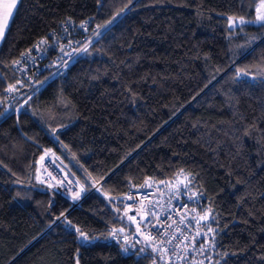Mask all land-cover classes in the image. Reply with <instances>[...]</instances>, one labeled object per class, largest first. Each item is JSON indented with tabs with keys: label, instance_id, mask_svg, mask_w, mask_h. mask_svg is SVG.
Returning <instances> with one entry per match:
<instances>
[{
	"label": "trees",
	"instance_id": "trees-1",
	"mask_svg": "<svg viewBox=\"0 0 264 264\" xmlns=\"http://www.w3.org/2000/svg\"><path fill=\"white\" fill-rule=\"evenodd\" d=\"M126 3L18 0L0 41V113L2 89L16 80L15 57L69 18L79 37V23L91 18L87 38ZM258 3L133 0L98 41L93 37L89 54L27 103L29 96L17 98L4 110L0 264H149L150 255L131 246L125 252L122 239L106 234L129 181L172 180L181 168L196 176L193 191L204 193L198 211L211 207L216 215L205 264H264V26L230 33L227 21L254 19ZM237 68L252 76L235 79ZM49 150L90 190L78 207L29 183ZM62 212L97 239L78 240Z\"/></svg>",
	"mask_w": 264,
	"mask_h": 264
},
{
	"label": "snow or ice",
	"instance_id": "snow-or-ice-1",
	"mask_svg": "<svg viewBox=\"0 0 264 264\" xmlns=\"http://www.w3.org/2000/svg\"><path fill=\"white\" fill-rule=\"evenodd\" d=\"M17 3L18 0H11L10 3L4 6L3 12L0 13V40H2L5 35V31L9 25V18L12 16L13 9L16 7ZM97 3H101V0H97ZM132 4L133 0H127L124 7L120 8L110 20L106 21L104 24H97L95 29L91 30V35L86 38V43H84L82 47H76L70 52H64L67 45H60L61 51L68 57L67 60H64L63 57H61L62 64L60 66L66 68L69 62L76 59L79 55L89 54V48L95 42L93 37H95L98 41V39L104 34L101 30L107 31L116 19H118L127 10H130V6ZM255 11L256 16L252 20L246 19L244 16H228L227 21L230 33L238 26H240L241 31H243L242 26L248 24H260L261 26H264V0H260V6L257 7ZM90 21L91 18L87 21H81L78 26L83 29V31L88 32ZM64 23H71V18ZM64 30L67 32V27H65ZM53 43H55V41H53ZM76 43L79 44V42ZM49 46L48 38L43 37L39 39L32 48H29L20 54L21 57L24 58L23 60H14L12 61V64H26L28 59L34 61L35 57L31 55L33 49L47 52ZM231 66L235 67V61H233ZM56 74L57 73H53V75ZM260 75H264V72H261ZM250 76H252V73L249 69H236L235 79H245ZM47 79H49V77H46L45 81H36V84L43 85ZM23 86L24 82L22 80H17L15 84H9L5 91L9 93H16L19 92L20 87ZM36 91H38V89L33 87V94H35ZM28 100H31V96L28 97L25 103H27ZM22 107L23 105L21 108ZM52 131L55 132L56 129H53ZM47 155L48 152H45V156ZM45 156H41V161L45 159ZM37 179H39V177H37ZM52 179H55V177H52ZM58 183L62 184L63 182L58 181ZM69 183L72 182L69 181ZM76 183H79V181H76ZM195 183L196 176L191 172H187L183 168L179 169L174 174L172 180L156 181L152 178L145 179L144 183L139 185V188L152 189L153 191L146 192L144 195H140L139 192L135 195L132 194L131 189L136 188L137 186L131 184V181H129L130 191L124 199L137 203L136 196L140 195V200L138 202L139 206L135 209L136 215H129V212L133 211L131 206L125 207L123 212H120L119 208H117L116 211L119 213V219L121 221L126 220L128 223L133 224L135 226V230L129 234L124 226L112 227L108 230L106 234L107 237L117 240L122 239L123 243L121 244V248L125 252L128 251V246L135 248V244L132 243V240L137 235L143 237V241L149 245L151 252L158 257L159 264H173V262L183 261H187V264H204V260H196L195 257H193L192 260H189V251L203 256L205 251L215 246L217 229L212 227V223H216L217 221L214 210L211 207L204 209L203 214H201L196 210V208L188 209L186 205L180 203V198L182 196L187 197L188 201L197 205L200 204L201 199L205 198L202 190L198 189L193 191ZM52 186L53 185L49 184V187ZM83 191L84 188L81 187L80 191L73 192L72 199L78 200L81 192ZM104 195L110 202L115 199L108 193H104ZM149 196H152L153 198L149 199ZM145 201H147V203H145ZM173 201L177 202L178 207L173 206ZM60 217H64L65 223L74 231L78 240L90 241L97 239V237L90 236L81 228L73 225L72 221L67 219L65 213L62 212ZM60 217H57V219H60ZM193 224L195 225V231L186 232L185 228L191 229ZM153 230H157L156 235L151 234ZM201 236L204 237V241L200 242V246L197 248L196 244ZM140 242V240H136V243ZM148 250V248L142 247L138 251L140 253H147ZM205 259L211 260V257L207 256ZM158 261L157 259H153V264H158ZM77 264H79L78 260ZM217 264H219V262H217Z\"/></svg>",
	"mask_w": 264,
	"mask_h": 264
},
{
	"label": "built area",
	"instance_id": "built-area-1",
	"mask_svg": "<svg viewBox=\"0 0 264 264\" xmlns=\"http://www.w3.org/2000/svg\"><path fill=\"white\" fill-rule=\"evenodd\" d=\"M83 21H87V20H83ZM65 27H67L68 29L67 32H65L64 30ZM78 29L82 33L80 37L78 36V34L75 35V32L77 33L76 26L73 24L72 21L71 23H68V24H65L64 22L60 23V25L57 28L49 30L45 36H41L40 38L37 39L38 41L39 39L43 37L48 38L50 46L48 47L47 52L37 51L36 49H33L31 55L35 57L34 61L31 59H28L26 64L22 63L20 65H13L11 62V68L16 76V80L12 84H15L17 80H22L24 82V86L20 87L19 92H16V93L6 92L5 89L8 87V85L4 89H2L1 93L7 97V100L4 105V110H8L9 105L13 101L17 100V98H20L19 100L20 102L25 100L28 96H30L31 93H33V87L35 88L40 87L41 85L36 84V81L39 80L38 76L40 74L46 73L47 71H49L48 73L44 75V78L42 80H39V81H45L46 77L50 78L51 76H54L53 73H57L56 75H58L65 69L64 67L60 66L62 64L61 57H63L64 60L68 59V57L64 55V52L72 51L73 48L78 47V44L76 42H80L81 40L86 39V32L83 31V29H81L79 26H78ZM71 34H73V37L72 36L70 37ZM37 41L32 43L27 49L32 48L33 45ZM53 41H55V43H53ZM62 44L67 45V47H65L64 49V52H62L61 49H59L60 45ZM27 49H25L22 52H25ZM53 50H58L56 55L50 56V58L46 59V57H48L50 54H52V52H54ZM20 54L17 57H15L12 61L17 60V59L23 60L24 58H22ZM4 110L0 113V116L4 112H6ZM47 152H48L47 156H45V153L42 155V156H45V159L43 161H41L40 159L41 157L39 158L38 163H37V171L35 175L32 177V179L29 180V183L31 185L46 189L49 192H52L64 198L65 200L69 202L70 207H78L82 199L89 193L90 190H88L80 182L76 183V181L78 180L69 170L67 165L62 161V159L53 150H50ZM37 177H39V179H37ZM52 177H55V179H52ZM58 181H62L63 183L59 184ZM69 181H71L72 183H69ZM49 184L53 186L49 187ZM81 187L84 188V191L81 192L80 198L78 200H73L72 199L73 192L80 191ZM129 191L120 197L118 208L120 209V212H123L125 207L131 206L133 211H130L129 215H136L135 209L139 206L138 202L140 200V195H144L146 192H151L153 190L152 189H140L139 187L131 189V192L134 195L137 192L140 193V195L136 196L137 203H133L132 201H128L124 199L125 196L129 194ZM152 198H153L152 196H149V199H152ZM145 203H147V201H145ZM180 203L186 205L188 209L196 208L197 211L199 209V206L197 204H193L192 202L188 201L187 197L185 196H182L180 198ZM173 206L178 207L176 201H173ZM123 224H129L130 226L129 234H131V232L135 230V226L133 224L128 223L126 220L121 221L119 219V213H118L117 224L111 225L109 226V228L120 227ZM181 227H184V226H181ZM142 228H143V225H142ZM185 231L194 232L195 227L192 225L191 229L185 228ZM156 232L157 230H153L151 234L156 235ZM136 240H140L141 242L136 243ZM132 243L135 244V249H137V251L142 247L149 249L147 253H140L138 251L139 255L147 254L151 256L149 264H153V259H157L158 261V257H156V255L151 252L149 245L143 241V237L137 235L132 240ZM199 246L200 245H196L197 248ZM193 257H195L196 260H204V264L208 260V259H205V257H207L206 254H204L203 256H200V255H197V253L195 252L189 251L188 259L192 260ZM158 264H159V261H158ZM173 264H187V261L173 262Z\"/></svg>",
	"mask_w": 264,
	"mask_h": 264
},
{
	"label": "crops",
	"instance_id": "crops-1",
	"mask_svg": "<svg viewBox=\"0 0 264 264\" xmlns=\"http://www.w3.org/2000/svg\"><path fill=\"white\" fill-rule=\"evenodd\" d=\"M11 0H0V13L3 12L4 10V6L8 3H10ZM15 9V8H14ZM14 9H13V12H14ZM11 18V17H10ZM10 18H9V21H10ZM1 41V40H0Z\"/></svg>",
	"mask_w": 264,
	"mask_h": 264
},
{
	"label": "rangeland",
	"instance_id": "rangeland-1",
	"mask_svg": "<svg viewBox=\"0 0 264 264\" xmlns=\"http://www.w3.org/2000/svg\"><path fill=\"white\" fill-rule=\"evenodd\" d=\"M258 4H260V3H258ZM259 6H260V5H259ZM80 241L84 242L83 240H80Z\"/></svg>",
	"mask_w": 264,
	"mask_h": 264
}]
</instances>
